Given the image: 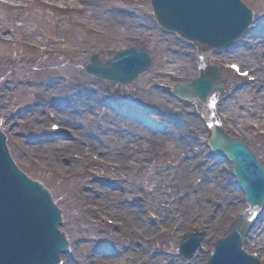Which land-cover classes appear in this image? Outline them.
Instances as JSON below:
<instances>
[{"label": "rangeland", "instance_id": "1", "mask_svg": "<svg viewBox=\"0 0 264 264\" xmlns=\"http://www.w3.org/2000/svg\"><path fill=\"white\" fill-rule=\"evenodd\" d=\"M11 1L3 0L5 3ZM15 1L21 3L22 8L13 10L9 5L0 2V87L3 88L0 91V96L3 95L0 97V131L6 138L5 143L9 156L24 176H28L30 181L43 184L46 191L52 196L63 220L61 230H63L69 240L71 247L78 248V251H75L72 255L73 261L77 262L75 260L76 256H80L81 260L84 261L85 255L93 254V249L100 245H109L120 251L124 245L121 238L104 226L89 224L91 214L82 206L80 200L83 198H76L73 192L86 197L88 192H91L90 188L94 186L98 188L104 187L97 183L99 178L90 179L87 175V170L90 167L102 168L103 164L100 161H103V157H109V153L112 154L110 158L116 163H119L122 157L128 160L127 156L123 155L119 148L111 149L110 144L107 145L106 142L109 140L107 138L109 134H113L109 133L112 130L119 135L125 134L123 128L127 131V126L134 132L137 129L142 130L141 132L146 130L148 131L146 135L149 136V143L153 146L155 145V132H159L163 128L162 124L169 126L171 125L169 123H172L166 119H158L159 122L155 123L156 119L153 115L155 114V107L162 112H170L173 107L176 109L178 117H182V120L177 121L176 125L183 127H179L176 130L178 132L176 136H184L186 138L187 144L183 143L184 151L190 153L197 145L192 136L193 129L199 127L200 124L191 119L190 127L183 125L184 120L187 119L184 117L192 115L194 109H197V105L178 103L167 93H169L171 84L190 81L198 77L199 56L196 51L190 49L185 42L175 35L167 34L159 29L154 21L149 0L120 1L119 6L113 3L114 0H98V5L90 8L92 11L77 12L73 15L39 4V0ZM240 1L254 14V19L257 20L255 25L258 24L259 27L255 26V29L260 32H256V36H264V0ZM93 14L99 15L101 21L96 23L91 17ZM100 23L103 24L102 31L106 30V34L104 33V36L99 38L100 41L104 42L103 48H106L105 50L103 49L100 52L94 49H87L86 51L83 50L79 56H71L67 52L64 53L65 49H68L71 42L79 35L90 36L86 29L99 30ZM19 28L26 30V34L22 35L19 32ZM84 32H86V35ZM52 37H55L61 50L50 51L51 49H57L49 45ZM250 37L244 38L241 45L239 44L238 46L237 43L235 48L229 52L220 51L208 54L210 62L219 67L224 79L228 77L227 75L233 76L227 69V66L232 63H240L243 66H241V69L244 71L249 70L250 75L262 72V70L254 72L250 68V63L245 64L242 62V59H247L246 55L241 56L242 58H234L233 56L236 50L255 51V36ZM261 44H264V42ZM133 46L146 49L152 58L150 72L138 79L136 86L132 89L136 90V92L131 93V95L136 96L139 92L140 96L145 100V104L153 108V110L146 112L148 114L134 111L137 108V111L142 112L144 108H139L143 107L141 104L135 105L130 109L117 102L113 98L125 103L120 97L113 95L112 91H110L116 87H110L111 84L100 83L84 73V68L88 65L91 56L97 55L103 61H110L116 52ZM169 57H173L174 61L186 60L187 64L177 67V64L168 61ZM169 64H172V66H168ZM165 65L173 68H165ZM263 65L264 62L262 61ZM257 66L258 64L254 67ZM170 70L172 71L170 72ZM164 72L172 73L170 75H173V78L167 74L165 75ZM234 77L237 81H232V78L229 77L230 91H240L239 88L241 87L239 85L255 84L249 83L246 79ZM227 81L225 80V82ZM155 89L160 93L159 100L155 96V93H158L155 92ZM164 92L167 95H164ZM99 93L103 95L100 99L97 96ZM126 93V91H123L119 95ZM88 96L92 100L90 107L87 106L89 104ZM235 97L231 92L226 98H219L221 101L219 100L218 105L221 106V111H223V125L233 136L242 138L245 143L250 145L255 150L259 161L264 165V128L254 126L255 130H250L246 127H241L243 129H234L232 127L235 122H232L229 117L227 103L229 100L230 102L234 100ZM82 99L85 100V105ZM215 103V100H210L211 105L202 106L203 112L198 113L200 121H202L201 117L209 116L212 113ZM186 105H188V109L184 110L183 106ZM14 106L16 108H13ZM180 107H183V109L179 113L178 109ZM57 109L65 113L66 117H60L57 114ZM118 109H122L123 112ZM137 115H140L141 118H138ZM51 117L61 120L63 126L61 133L63 136L59 140H53L49 135V125L56 122ZM91 121H95L92 126L90 125ZM155 124H158L157 128L159 130L155 129ZM74 130L77 135H73L72 131ZM85 133L87 136H85ZM148 136L140 138L139 145H145ZM77 137L79 141L75 143L74 139H77ZM86 138L94 142L93 147L105 144V146L109 147V150L104 148L102 151L90 149L92 156H87L82 160L77 159V155L72 157L70 153H67L72 151V154H74L76 149H78L80 140ZM114 138L117 137L114 136ZM119 143L122 144L120 140ZM142 147L140 152L145 158H149L152 149L146 152L147 146ZM165 147L168 148V144ZM114 149L115 152H113ZM59 150L64 152L63 158L58 156ZM182 154L184 155V153ZM55 157L58 159L57 161ZM194 157L192 155L191 160H194ZM169 160L167 157H156L154 162H144L141 169H137L136 172H130L131 183L125 189L127 191L125 194H127L128 206H131V202L137 203L136 198H128V196H134L135 194L145 195L148 201L154 202L155 197L159 196L163 189L162 179L165 180L167 174L164 170H170V173L178 170L183 173L185 165H189L185 161H181V166V164H178L179 159ZM171 162L173 163L171 164ZM222 163L221 170H224L223 175L221 174L223 183L232 187V190H236L237 188H234L235 181L231 175L232 164L225 160ZM147 164H150L151 167L147 168ZM67 169H69L68 173L66 172ZM124 169L133 168H128L124 165ZM189 171L191 176L186 179L184 174L185 179L181 183L182 186L183 184L189 185L185 192L186 196L189 197L190 202H193L194 206L202 207L203 211L201 213L204 220H207L206 218L210 215L218 214L215 229L219 227L222 229L216 235L223 238L236 214L239 215L244 210L251 211L244 203L243 193L237 189L239 202L235 203L236 207L231 209L230 213L232 214L223 216L224 210H221L224 206L223 200H217L219 202L213 200L214 192L212 190H214L216 185L209 181L202 183L204 179L198 181L199 175L191 170ZM68 178H71V180H67ZM205 178L210 181L213 180L211 175L210 177L207 175ZM84 179L89 181V187L85 189ZM109 182L114 184L116 181L109 180ZM200 183L202 184L201 186H199ZM200 187L202 189L205 187L209 188L200 194L204 195L201 198L198 194ZM134 188L137 189V192H135ZM90 204L94 205L95 202L90 200ZM215 206L217 207L215 208ZM139 211L143 214L141 210ZM252 211V213L255 212L254 210ZM255 213L257 215L261 214V212ZM124 216L127 220H133L137 224L135 218ZM150 219L155 221V218L151 216ZM109 220L112 221V219ZM193 220L194 218H191L188 225H193ZM107 221L105 222L106 224ZM137 225L139 226V224ZM211 225L212 228L208 227L213 229L214 225ZM236 226H239V223ZM215 239V236H211L204 244V250L209 249V254L204 251L200 254V251H197L196 257L190 260H184L182 256L178 255V244L172 247L168 243L161 248L160 240L153 243L152 252L156 250H163L165 254H167L166 250L171 252L172 255L166 256L168 261L165 264H207L210 253L213 250L212 243ZM245 245L246 243L243 244L244 252L252 255L251 252L246 250ZM138 249L139 251L143 250V248ZM253 253H255V258L261 264H264V250H257ZM96 258H99V264H105L102 260L109 262L107 264H132V260L126 261V256H115L112 258L96 256ZM163 258L165 257L159 256L153 260L159 262Z\"/></svg>", "mask_w": 264, "mask_h": 264}, {"label": "water", "instance_id": "2", "mask_svg": "<svg viewBox=\"0 0 264 264\" xmlns=\"http://www.w3.org/2000/svg\"><path fill=\"white\" fill-rule=\"evenodd\" d=\"M162 1L152 0L158 24L198 44L204 52L233 43L251 22L250 12L238 0H164L160 7ZM149 67L145 51L131 50L105 67L93 59L85 73L100 81L127 85ZM208 71L191 86L176 89L174 95L204 102L213 89L222 94L219 75ZM210 146L214 153L233 162V175L245 192L246 203L261 209L264 172L253 155L240 141H230L217 128L212 130ZM19 171L9 159L0 135V264H54L65 244L57 229L59 213L47 193L30 184L25 179L28 176ZM243 233L233 231L219 242L208 264H257L241 251Z\"/></svg>", "mask_w": 264, "mask_h": 264}, {"label": "bare ground", "instance_id": "3", "mask_svg": "<svg viewBox=\"0 0 264 264\" xmlns=\"http://www.w3.org/2000/svg\"><path fill=\"white\" fill-rule=\"evenodd\" d=\"M49 3H48V2ZM129 2L130 0H114L113 3L119 6V2ZM164 1V0H163ZM162 2H160V7L162 5ZM42 5H46V6H50L53 9L56 10H60L62 12H67L69 15H73L74 13L77 12H86L87 10L92 11L90 8L92 6H97L98 4V0H39V4ZM10 6L13 10H19L20 8H22L21 3H17L15 0H12L10 2ZM79 6V7H78ZM92 19L97 23L100 20L99 15L97 14H93ZM103 21V19H102ZM100 29L97 30H89L86 29L90 36H82L79 35L78 37H76L72 42L71 45L68 47V49H65L64 53H68L71 56H79V54H81L84 51H86L87 49H94V50H98L101 52V50H103V45L104 42L100 41V37L104 36V33L106 32V30L104 29L102 31V27L103 24H99ZM19 32L22 35L26 34V30H23L22 28H19ZM86 35V32H84ZM106 34V33H105ZM253 36H255L254 41L255 43V51H251L249 52L248 50H243V51H239L236 50L234 52V58H242L243 56H247V59H242V62L245 64L250 63L251 68H255L254 66L257 64H260L262 61L264 62V44H261L262 42H264V36H256V35H252L250 38H252ZM107 38V37H106ZM51 46H53L54 48L57 49H51L52 50H61V48H59V43L56 41L55 37H52L50 39V44ZM85 49H84V48ZM106 49V48H105ZM104 49V50H105ZM261 49V50H260ZM259 50V51H258ZM242 52V54H241ZM242 56V57H241ZM199 59H200V65L205 66V61L209 62V55L208 54H202L199 55ZM168 61L170 62H174L175 64H177V67H181L184 66L185 64H187L186 60H181V61H174L173 57H169ZM108 61H103L100 59V61H98V64L100 66H107L108 64H106ZM257 63V64H256ZM168 66H172V64H169ZM165 68H173V67H167V65H165ZM172 71V70H170ZM263 72H264V67H263ZM263 72L260 73H256V81H255V85L251 86V85H244L240 88V91L234 92L232 93L235 97L234 100H229L228 104V108L227 111L229 113V117L232 120V122H235V125L232 126L234 129H238V128H248L250 130H255V127H259V128H264V74ZM86 95V94H85ZM97 96H99L98 99L102 98L103 95L101 93H99ZM156 98L159 100V96L160 93H155ZM141 97V96H139ZM142 98V97H141ZM137 99V98H136ZM83 100V104L85 105L86 102L84 99ZM88 100H89V104L87 106H91V102L92 100L90 99V97L88 96ZM207 105V103H206ZM88 107V108H89ZM90 109V108H89ZM120 112H123L122 109H118ZM67 111V109H66ZM57 114L60 117H66L65 113H63L61 110L57 109ZM223 112V111H222ZM184 118H187L186 120H184V124L183 125H187V126H191V117L189 116H185ZM58 121L61 122V120L58 118L56 119ZM182 120V119H181ZM156 123L159 122L158 119L155 120ZM95 121H91L90 125H94ZM107 125V124H106ZM102 127V126H101ZM179 127H174L172 125H169V127H166L165 132L163 134H159L158 132L155 133V141H161L164 143V145L168 144V147L172 148V149H180L182 146V141L181 139H179L176 134L178 133L176 130ZM183 128V127H180ZM241 128V129H243ZM125 131V134L119 135L116 131L112 130L109 133H113V134H109L108 135V144H110L111 149L112 148H119L120 151L122 152L123 155L127 156L128 160H125L123 157L122 159H120L119 164H121L122 166L126 165V167L128 168H133V169H137L139 168L143 162L146 160V158L142 155V153L140 152V150L143 148L142 146H147V151L149 152V150L153 149L154 146L152 144L149 143V136L146 135L148 133V131H143L140 129H137L136 132L132 131V129L130 127L127 126V131L125 130V128H123ZM118 130V129H116ZM173 131V132H172ZM134 132V133H133ZM77 135V133H76ZM84 136V135H83ZM85 136H87V134L85 133ZM84 136V137H85ZM122 144L119 143V140ZM148 136V138L146 139V144L145 145H139L140 142V138L142 137H146ZM94 142L88 138L86 139H82L80 140L78 147L79 149L77 151H89L91 152L90 149H94L96 151H102V149L104 148L105 150H109L108 146H105V144L103 145H95V147H93ZM72 147V145H71ZM70 148V147H69ZM70 149H74V148H70ZM61 150V149H60ZM58 152V156L63 158V154L64 152ZM113 152H115V149L113 150ZM70 153V152H67ZM198 154V159H196L195 161L197 162L194 168V173L198 174V181H201L202 179V183L209 181L210 183H213L215 186L214 190H212L214 192L213 194V200L217 201L220 199L223 200V204H224V211L222 214L224 213H230L231 209H233L234 207H236L237 202H239V196L238 193L235 190H232L233 188L230 186H227L223 183L222 181V176L224 170H221L220 166H217L216 164H214L213 166L211 165V161L209 159H207L206 156L202 157L201 153H197ZM66 155V154H65ZM109 157L104 158L103 163H104V168L111 172L113 175H116L118 173L117 170V166L116 163L113 161L112 158V154L109 153ZM202 158V159H201ZM55 160L57 161L58 159L55 157ZM202 164H201V162ZM133 163V164H132ZM172 164V163H171ZM201 164V165H200ZM175 166V165H173ZM66 171V170H63ZM69 169H67V173H68ZM167 174H166V178H165V188L167 189H171V193L174 194L177 189L180 187L181 183L184 181L185 176L186 175V179H189V177L191 176V172L187 169H185L183 171V173L179 172L178 170L173 171L172 173H170V170H166ZM209 175H211V177L213 178V180H208L205 177ZM198 185V183H196ZM202 184L200 183L199 186H201ZM89 186V185H86ZM131 188H133L130 185ZM200 187L198 189V194L200 196V198L204 195H200L202 194V192H204L205 190L209 189L207 187L203 188ZM135 192H137V189L134 188ZM106 196H104V194L101 193V190L96 191L95 188H93V192L92 193H88L86 195V198H90L93 202H95L96 206L100 205L102 208H108L110 207L111 209L108 210L106 212L107 215H111V216H118V213H122L124 215H126L127 217H133L136 219L137 224H139V229L140 227H142V229H144V227H146V219L143 218L144 214H141L139 210H135L136 208L134 207H130L126 204H119L117 202H115V199L117 197L116 193H105ZM88 196V197H87ZM111 197L112 199H109L108 197ZM50 199V198H49ZM161 199L163 201H166V199H168V195H163L161 196ZM110 203V204H109ZM188 203H191V208L190 211L191 213L189 215H184L180 218H182V220L184 222H189L191 220V218H193L196 213H201L202 207L201 206H194L193 202H190V199L188 196H186V199L184 200L181 199L180 203L178 204H174L172 207L174 210H179L180 208H182L185 205H187ZM236 203V204H235ZM134 209V210H132ZM158 212L161 214L163 221H168L170 219V215L166 214L165 211H161L158 210ZM253 211H246L245 214L243 215V223H247L249 221H251L253 218H255V214L252 213ZM142 215V216H141ZM207 221H209L211 224L214 225L213 230L215 229V224H216V217H213L210 215L208 216V218H206ZM142 224V226H141ZM148 230H152L151 227H148ZM134 248V244L129 248V250L127 252L124 253V256L127 254H130V252L132 251V249ZM246 249H248V251L250 252H254L257 250H264V213L261 215H258L256 222L253 224L252 230L249 234V238L246 241ZM168 255H162L160 257H165L163 259H161L159 262H155V260H153V258H151V260L149 259V257H145L143 255H138V262L136 264H165V262L168 261V257H166ZM65 258H62V260ZM98 260L99 258L96 257H92V263L91 264H98ZM102 262H104L102 260Z\"/></svg>", "mask_w": 264, "mask_h": 264}]
</instances>
